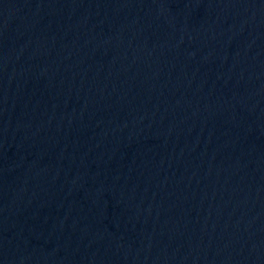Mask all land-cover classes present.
I'll return each mask as SVG.
<instances>
[{
	"label": "water",
	"instance_id": "1",
	"mask_svg": "<svg viewBox=\"0 0 264 264\" xmlns=\"http://www.w3.org/2000/svg\"><path fill=\"white\" fill-rule=\"evenodd\" d=\"M0 264H264V0H0Z\"/></svg>",
	"mask_w": 264,
	"mask_h": 264
}]
</instances>
